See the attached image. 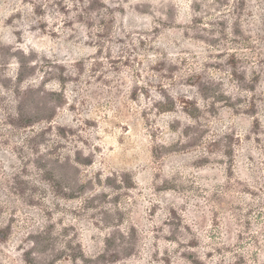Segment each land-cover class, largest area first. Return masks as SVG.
<instances>
[{"label":"rangeland","instance_id":"obj_1","mask_svg":"<svg viewBox=\"0 0 264 264\" xmlns=\"http://www.w3.org/2000/svg\"><path fill=\"white\" fill-rule=\"evenodd\" d=\"M0 264H264V0H0Z\"/></svg>","mask_w":264,"mask_h":264}]
</instances>
